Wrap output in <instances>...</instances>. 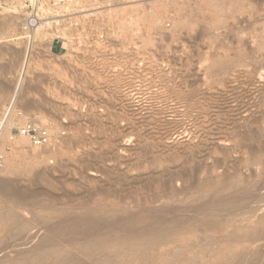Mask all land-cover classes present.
<instances>
[{
    "label": "rangeland",
    "instance_id": "374dc122",
    "mask_svg": "<svg viewBox=\"0 0 264 264\" xmlns=\"http://www.w3.org/2000/svg\"><path fill=\"white\" fill-rule=\"evenodd\" d=\"M33 1L0 0V118L17 97L0 209L33 222L38 238L24 246L61 227L68 244L71 215L122 220L112 226L127 234L175 220L198 242L215 239L209 255L191 253L215 264L224 226L257 227L264 214V0H38L31 39ZM57 38L66 48L53 55ZM26 118L49 129L48 145L18 133ZM15 228L0 223V260L24 247ZM256 239L264 257V232Z\"/></svg>",
    "mask_w": 264,
    "mask_h": 264
},
{
    "label": "bare ground",
    "instance_id": "6f19581e",
    "mask_svg": "<svg viewBox=\"0 0 264 264\" xmlns=\"http://www.w3.org/2000/svg\"><path fill=\"white\" fill-rule=\"evenodd\" d=\"M33 3H34L35 9L26 20V22L31 24V27L28 31L31 39L34 37L36 31L39 29V27L43 23V18H41V16L39 15V11H38V9L41 7V6L39 7L38 0H34ZM29 56H30V54L28 55V57ZM26 64L29 65L28 63H26ZM26 67H28V66H26ZM18 91H19V88L17 87V89H16L17 94H18ZM16 98L17 97L14 98L13 103L11 104L10 111L13 109V107L16 104V101H17ZM6 129H5V131H6ZM5 138H6V136H5ZM3 142H4V138H3ZM7 161L8 160H6V167H5L4 171L14 170L15 159L14 158L11 159L9 163H7ZM260 185L261 184H259V186ZM5 186H6V181H0V187L4 188ZM261 188H262V185H261ZM250 191H252V190H250ZM262 191L263 190H261V192ZM254 193H257V192H254ZM12 194L14 196H16V198H19V199L22 198V196L19 195L17 191H12ZM241 194H243V193H241ZM219 196H221V195H219ZM235 196H237V194ZM222 197H227V196L223 195ZM204 198H205V196H204ZM216 198H217V196H216ZM189 200L192 201V197H190ZM205 201H208V200H205ZM206 203L208 205V202H206ZM207 205H204V206H207ZM160 206H162L161 203H160ZM261 206H263V205H261ZM165 207H167V206H165ZM165 207H162L163 208L162 210H164ZM249 207H247V208H249ZM170 208H166V209H168L167 211H169ZM216 209H217V207H216ZM171 210H174V209L171 208ZM171 210H170V212H172ZM177 210H175V211H177ZM184 210H182V212L181 211L180 212L183 214ZM253 210H254V208H253ZM216 211H218V210H216ZM145 212H144V214H145ZM189 212H191V211H189ZM210 212H211V210H210ZM231 212L227 215H230ZM97 213H101V212L98 211ZM172 213H174V212H172ZM178 213H176V214L178 215ZM211 213H213V212H211ZM141 214H143V213H141ZM149 214H151V213H149ZM182 214H179V215L181 216ZM58 215H59V213H58ZM117 215H119V214H117ZM152 215H154V214L152 213ZM166 215H164V216H166ZM184 215L185 214H183V218H184ZM189 215H191V214L189 213ZM141 216H143V215H141ZM172 216H174V215H172ZM205 216H207V215H205ZM231 216H233V215H231ZM71 217L75 218V219L72 223L73 227L69 231L75 234L76 238L73 236L75 239H70V237H67L68 244H66V242L64 243L65 239L62 242L58 236L60 233H64L65 230L61 227L59 229L56 228L57 230H55L54 232L51 231L52 233L44 236L37 243V245L35 244L34 247L28 248L30 246L26 247L27 244H29V243L33 244L34 240L38 238V237H36V238L34 237L36 234L33 236V232H35L36 229H35V231L31 230L32 233H31V231L29 232V230L32 229L33 222L30 220L28 221V220H26L20 216H17V214L12 210L3 211L0 209V223H5L6 221L12 219V221L17 225V228L14 229L13 233L16 235V238L20 236V239L22 240L21 241L18 239L19 241H21L18 243L19 244L18 246L26 245V246L21 247V248L15 247V248H17V249H15V254H13L15 256L12 257V259L4 258V259L0 260V264H160L161 261L164 259H165L166 264H192V263L194 264L195 257L193 256L194 259L192 258V256H191L192 252L197 250L198 252H201V253H204V252L208 253V250L215 244L214 238H209L205 242L204 241L198 242L199 240L197 238L192 239V237H190V236L191 235L193 236L195 233V231L192 228L189 230L188 229L187 230H176V229H174L176 227L175 226L176 221L175 220L168 221V219L171 218V217L169 218V216L167 217L168 222L165 223L163 226L157 225V226L151 227L153 229L152 233H147V232L145 233L144 232L146 230L149 231V229H146V230L143 229L141 232V230H139L140 227H137V225H135L134 226L135 228L133 227V229H132V227H128V228H131V230H133L132 233H129V234L123 233L120 230L114 229V227L112 226L114 223V220L112 223H108V220L106 218L107 221L104 219V221L102 220L103 222L99 220L102 223H96V222H92V221L90 222L91 219L90 218L86 219V217L76 218V217H73V215H71ZM100 217H101V215H100ZM100 217H99V219H100ZM108 217H110V213H109ZM117 217H119V216H117ZM144 217H145V215H144ZM65 218H67V220H68V217H65ZM95 218H96V216H95ZM81 219H83L86 222H87V220H89L90 223L88 222V224H86L88 226L87 229L82 228L80 226L82 223H84V221H80ZM119 219H121V218H119ZM131 219H134L133 216L131 217ZM164 219H165V217H164ZM234 219H235V217L229 218L230 221H232ZM45 220H47L48 222L50 221L48 219H44L43 221H45ZM60 220H62V219H60ZM94 220H96V219H94ZM258 220H259V222H258L259 224L257 227L250 226L249 222L246 224H244V223L243 224L228 223L224 226L225 230H228V231L224 232V234L221 236V239H220L221 242H220L218 248L214 249L212 251L213 253L211 252L212 256L215 259V262H216L215 264H255V263H258L257 261L260 258H262L263 256L261 257V254L259 253V251L256 248H253L251 246V244H253L254 240H257L256 236L258 235L259 232H264V214ZM65 221H66V219H65ZM96 221L99 222L98 220H96ZM120 222H122V220ZM120 222L117 224L116 223H114V224L118 225V227H119V225H120V227L124 226L123 225L124 223L123 224L121 223L122 224L121 225ZM52 225H53V223H52ZM59 225H61V224L59 223ZM129 225H131V223ZM46 226H47V224H46ZM50 226H51V224H50ZM230 226H231V229L229 230ZM57 227H60V226H57ZM48 228H49V226H47V230H48ZM52 228H54V227L52 226ZM124 228H127V225ZM122 229H123V227H122ZM39 231H40V228H39ZM39 231H38V233H39ZM28 232L30 233L29 235L26 234ZM24 234L27 235V237L25 239H22L23 237L21 238V236H23ZM42 234H43V230H42ZM42 234H39V235L41 236ZM76 234H78V235H76ZM83 235H85V236L87 235V236L85 237ZM31 236L34 237L33 242H32ZM14 238H15V236H14ZM11 239H13L12 236H11ZM29 245H31V244H29ZM168 245L170 246V248H168L167 250H164L163 252H158V250H159L158 248H165V246L168 247ZM10 248H12V247H10ZM9 251H10V249H9ZM1 252H3V251H1ZM11 252H12V250H11ZM209 254L210 253H208V255ZM259 263H261V262H259Z\"/></svg>",
    "mask_w": 264,
    "mask_h": 264
},
{
    "label": "built area",
    "instance_id": "2783aa9c",
    "mask_svg": "<svg viewBox=\"0 0 264 264\" xmlns=\"http://www.w3.org/2000/svg\"><path fill=\"white\" fill-rule=\"evenodd\" d=\"M31 24L25 21V29H30ZM15 106L11 109V105L3 113L0 118V174L4 171L6 166L7 147L3 144V134L7 127H12L13 117L15 113ZM23 112L18 110L16 115L21 116ZM21 136L26 137L34 146H45L50 143L51 134L47 127L40 125L34 120L26 118L25 122L15 127Z\"/></svg>",
    "mask_w": 264,
    "mask_h": 264
},
{
    "label": "crops",
    "instance_id": "0c3cea01",
    "mask_svg": "<svg viewBox=\"0 0 264 264\" xmlns=\"http://www.w3.org/2000/svg\"><path fill=\"white\" fill-rule=\"evenodd\" d=\"M20 46L19 48H22V45H18ZM66 48V44L65 41L57 38L54 39L53 42L50 45V51L53 55H60L65 51ZM7 88H10L12 86V84L9 82V80L4 84Z\"/></svg>",
    "mask_w": 264,
    "mask_h": 264
}]
</instances>
